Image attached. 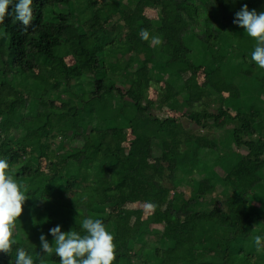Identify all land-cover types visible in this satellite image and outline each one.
<instances>
[{
    "label": "trees",
    "instance_id": "1",
    "mask_svg": "<svg viewBox=\"0 0 264 264\" xmlns=\"http://www.w3.org/2000/svg\"><path fill=\"white\" fill-rule=\"evenodd\" d=\"M222 2L33 0L34 19L27 33L13 21L11 5L0 24L8 34L0 39V102L9 103L0 110V158L9 161L15 179L29 186L26 201L56 196L65 204L69 196L80 195L84 203L74 206L83 211L82 218L76 212L73 217L77 222L103 220L114 236L115 264H159L169 256L207 259L210 264H264V248L254 244L257 235L264 236V107L239 112L216 103L220 98L227 106L233 94L247 102L264 99V69L249 63L256 42L233 24L238 10L226 21ZM246 2L249 10L264 11V0ZM170 16L177 22L166 25ZM220 25L222 39L210 31L218 32ZM142 28L151 36L174 29L183 38L179 45L167 39L166 46L155 45L150 39L135 47L129 36ZM74 46L88 56L82 64L70 52ZM152 46H158L157 55ZM253 65L261 75L256 84L250 77ZM162 67L167 70L161 72ZM243 85L255 88L254 95H243ZM168 87L176 92L175 101L189 106L199 102L203 109L176 114L175 104L158 105L157 88L165 93ZM61 92L72 98L60 97ZM158 106L196 127L176 122L171 129L146 127L142 121L168 120L156 113ZM86 111L90 117L75 127L77 138L71 140L69 131L53 137L57 116H83ZM116 122L122 125L110 124ZM62 137L65 151L59 148ZM96 161L105 163V177ZM77 162L87 165L80 173L74 168ZM212 168L234 194L212 180L207 185L205 172ZM127 176L143 184L134 199L121 198ZM213 191L230 196L226 212L215 197L206 196ZM174 194L177 199L171 198ZM162 199L170 202L162 207ZM128 201L140 205L136 217L133 207L118 211L117 205ZM146 202L156 205V226L145 222L152 212ZM161 210L163 218L158 217ZM113 213L118 216L110 222ZM208 221L213 229L204 227ZM47 259L59 264L54 254ZM0 264H13L12 256L0 253Z\"/></svg>",
    "mask_w": 264,
    "mask_h": 264
},
{
    "label": "rangeland",
    "instance_id": "2",
    "mask_svg": "<svg viewBox=\"0 0 264 264\" xmlns=\"http://www.w3.org/2000/svg\"><path fill=\"white\" fill-rule=\"evenodd\" d=\"M93 0H86V2H90ZM247 5L246 0H223L222 2V7L220 8L222 14L226 17V21L228 22L231 18V15H233V11L234 10H240L241 7L243 5ZM108 16V14H104V18H106ZM166 25H171L172 23H176L177 21L175 20V18L173 17H168L166 19ZM217 22L216 21L214 23V26H217ZM219 31L216 32L212 29H210V31L215 34L218 33V35H220V39H222V37H224V28L222 25L219 26ZM0 32H2V30L0 29ZM162 38V44H160L161 46H166L167 40L170 42H173L177 45H179L181 43V38L182 35L180 33H177L174 29L163 33V35L160 36ZM1 39V38H0ZM130 41L133 43V45L135 47H142L143 45H147L150 43L149 41H144L140 38L139 33H133L129 36ZM167 39V40H166ZM152 50L155 53V55H157L158 53V46H152ZM70 52L75 54L77 60L79 62H81L80 64H82L83 62H85L88 58L87 54L82 51L78 46H74L70 49ZM155 58V57H154ZM249 63L253 62L252 60L248 59ZM2 66V61H0V67ZM256 67L255 65H253V70L250 72V77L253 80V82L256 84L257 81L259 80V78H261V75L258 73V71H255ZM167 70L166 67H162L160 69L161 72H165ZM262 82L264 83V75H262ZM19 88L23 87L22 83H19ZM261 90L262 87H260ZM255 88L249 86V85H243L240 87V91L243 95L245 96H250V95H254L255 93ZM158 94H157V100L158 102H160L161 104L158 105H162L164 107H168L166 105H173L175 104V106H177L175 108V110L173 111V113L179 114L181 112H186L188 110H202L203 106H201L199 104V102H194L193 106H189V103L187 101H184L182 103L177 102L176 99V92L173 90L172 87H168L167 91L165 93H163L159 88H157ZM60 97L64 96L65 98H72L70 95H66L63 92H61L59 94ZM212 96V95H211ZM264 97V95H263ZM1 98V97H0ZM217 105H219L220 107H224V108H230L231 110H235V111H247V110H253V111H259L264 107V99H261L257 102L254 101H250L247 102L245 101L241 96H237L235 94H233V96H231L227 102V106L222 102V99L217 98L216 100ZM181 106V107H180ZM9 108V103H3L0 102V110L4 111L7 110ZM183 108V109H182ZM229 109V110H230ZM156 113L161 117V118H165L168 116V120L166 121L167 124L162 123V121L160 122H151L150 120L148 121H142V124H146V127H152V129H158V130H165V129H171L172 128V122H176L180 127H184L186 126V128L188 129L190 126L191 128H195L196 124L193 121L190 122H186V123H180L179 117L176 116V114H170V113H166L165 111L161 110V106L157 107V111ZM90 117V113L88 111H86L84 113L83 116H81V114H76V115H72L69 117H64V116H57L56 117V127H55V133L53 134V137H57L58 133H62V132H68V137L71 140H74L75 138H77V136L74 134L75 133V127L81 122V120H86ZM96 124H98V122H95ZM153 123H157V124H153ZM111 125H113L114 127L118 128L117 126L122 125V122H116V123H110ZM165 124V125H164ZM156 131V130H155ZM98 135H104V132H100ZM154 138V134H151L149 139L152 140ZM264 138V135H263ZM61 139V145L59 146L60 149L62 150H66L68 148L67 142L65 143L64 138H60ZM201 142L205 143V139L201 138ZM70 150L67 151V154H69ZM55 154V151L52 150L50 153V157H53ZM105 166L104 162L101 161H96L95 165L102 171V176H104L103 174V168H101L102 166ZM85 167H87V165H85L84 163L81 162H77L74 165V168L76 170L77 173H80ZM217 170L212 168L211 171L205 172V180L207 185L211 184L212 181L214 184H216L217 186L221 187L225 192H229V193H235V191L232 188H224L222 186V181L223 180H219L217 177ZM212 180V181H211ZM23 181H29L25 176H23ZM81 182V181H79ZM169 184V183H168ZM142 187L141 181L138 178H133L130 176H127L123 183H122V194H121V198L125 199H134L133 195L135 191L140 190ZM194 188V187H193ZM184 192V191H183ZM177 193V192H176ZM187 196H192V193H189L187 191L184 192ZM178 194V193H177ZM174 194L171 198L172 199H177L178 195ZM206 196L208 197H215L217 200V204L218 206L223 210V211H227L230 206L231 203L229 200H231V198L229 199L230 196L224 194V193H217L215 191L211 192L210 194L206 193ZM140 200L139 202H141V204L143 203V199L142 196L140 195ZM66 203L64 204L60 198H57L56 196H52L51 198L47 199L45 202L43 201H37V198H33V201H25L24 205H23V211L20 217H18V221L16 224V239H17V244L13 246L12 252L10 253V255L12 256V263L14 264L15 262V258H16V250L18 248H24L27 252V254L29 256H31L35 262V264H40L41 260H43L45 262V264H50L51 260L47 259V254H44L40 248V241H39V236L41 234H44L45 236L47 235L46 239L49 240V243L51 244L53 241V237L49 234V229H51L52 227H55L56 225H60L61 226V231L63 232H67V230H71L73 231L75 229L76 232H82L83 234H85V231L82 228V222H77L80 221V219L82 218L81 213H83L82 210H80L79 208H75V204L77 203H84V199L80 196H74L72 200H70V196L67 200H65ZM44 203V206H39L41 203ZM158 202L160 203V205L162 207H164L167 203L170 202V199H162V200H158ZM88 206H90V202L86 203ZM137 206H140L137 202L134 201H128L126 203H124L123 205L118 204L117 208L118 211H124L127 207H133L134 208V217H136L139 214V209L137 208ZM192 210V209H190ZM75 212L80 216V219H76L74 218V214ZM151 215V216H150ZM153 215H155L154 210H152V212L150 214L145 215V222L148 226H151L152 224H154L155 226L158 224V220L154 219ZM118 216L117 213H113L110 219V222L114 221L116 219V217ZM156 216V215H155ZM166 216V213L161 210L158 214L159 218H163ZM76 220H74V219ZM36 221V223L34 224L33 221ZM258 221V220H257ZM78 226V227H77ZM205 228L208 229H213L214 228V223L208 221L206 224H204ZM190 247L194 250L197 251V246L196 244H192L190 245ZM200 251H197L196 253H199ZM264 254V252H262ZM159 264H210V262L206 259L204 261H202L201 259L198 260H194L193 259H189L185 256L181 257V256H177V257H163L161 260L158 261ZM113 264H115L113 262ZM136 264H144V262H139Z\"/></svg>",
    "mask_w": 264,
    "mask_h": 264
},
{
    "label": "clouds",
    "instance_id": "3",
    "mask_svg": "<svg viewBox=\"0 0 264 264\" xmlns=\"http://www.w3.org/2000/svg\"><path fill=\"white\" fill-rule=\"evenodd\" d=\"M33 0H0V24H4L9 6L13 8V21H19L21 32L27 33L34 19ZM233 24L243 28L255 40V47L251 53V60L264 69V11L249 10L245 4L235 13ZM7 31L0 32V38L6 37ZM140 38L155 45L162 44L160 36H151L147 29L140 30ZM9 161L0 158V253L10 255L13 246L17 244L16 224L21 216L23 205L28 199L27 184L19 182L10 172ZM156 205L145 203V208L154 210ZM35 224L36 221L34 220ZM82 228L85 234L81 236L76 231H61V226L56 225L49 229L53 237L50 244L44 234L39 236L40 248L44 254L59 258V264H113L116 259V245L114 236L105 227L102 219L84 218ZM255 247L264 248V236L257 235L254 240ZM14 264H35L24 248L16 250ZM40 264H45L41 260Z\"/></svg>",
    "mask_w": 264,
    "mask_h": 264
},
{
    "label": "crops",
    "instance_id": "4",
    "mask_svg": "<svg viewBox=\"0 0 264 264\" xmlns=\"http://www.w3.org/2000/svg\"><path fill=\"white\" fill-rule=\"evenodd\" d=\"M157 180L160 181L159 179L156 178V181H157ZM160 182H161V181H160ZM141 184H142V182H141ZM142 187H143V184H142ZM142 187H141V189H142ZM153 198L155 199L156 197H153Z\"/></svg>",
    "mask_w": 264,
    "mask_h": 264
}]
</instances>
